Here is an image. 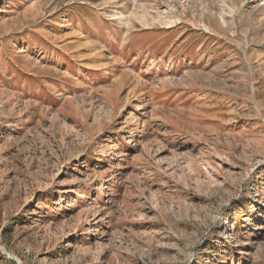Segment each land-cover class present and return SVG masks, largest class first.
<instances>
[{"label":"rangeland","instance_id":"1","mask_svg":"<svg viewBox=\"0 0 264 264\" xmlns=\"http://www.w3.org/2000/svg\"><path fill=\"white\" fill-rule=\"evenodd\" d=\"M0 247L264 264V0H0Z\"/></svg>","mask_w":264,"mask_h":264},{"label":"water","instance_id":"2","mask_svg":"<svg viewBox=\"0 0 264 264\" xmlns=\"http://www.w3.org/2000/svg\"><path fill=\"white\" fill-rule=\"evenodd\" d=\"M0 250H3V251H6L5 249H3L2 247H0ZM6 253H7V256L10 258V259H12V260H16L13 256H11L7 251H6Z\"/></svg>","mask_w":264,"mask_h":264},{"label":"bare ground","instance_id":"3","mask_svg":"<svg viewBox=\"0 0 264 264\" xmlns=\"http://www.w3.org/2000/svg\"><path fill=\"white\" fill-rule=\"evenodd\" d=\"M13 255V254H12Z\"/></svg>","mask_w":264,"mask_h":264}]
</instances>
